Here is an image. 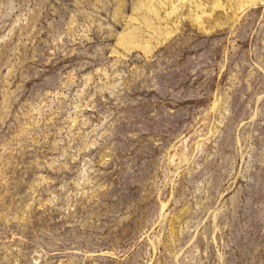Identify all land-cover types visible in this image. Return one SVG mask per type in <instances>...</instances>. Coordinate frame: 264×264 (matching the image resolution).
Returning a JSON list of instances; mask_svg holds the SVG:
<instances>
[{"label":"rangeland","instance_id":"obj_1","mask_svg":"<svg viewBox=\"0 0 264 264\" xmlns=\"http://www.w3.org/2000/svg\"><path fill=\"white\" fill-rule=\"evenodd\" d=\"M0 264H264V0H0Z\"/></svg>","mask_w":264,"mask_h":264},{"label":"water","instance_id":"obj_2","mask_svg":"<svg viewBox=\"0 0 264 264\" xmlns=\"http://www.w3.org/2000/svg\"><path fill=\"white\" fill-rule=\"evenodd\" d=\"M179 216L181 217V219H184L186 217V214L185 213H182Z\"/></svg>","mask_w":264,"mask_h":264},{"label":"bare ground","instance_id":"obj_3","mask_svg":"<svg viewBox=\"0 0 264 264\" xmlns=\"http://www.w3.org/2000/svg\"><path fill=\"white\" fill-rule=\"evenodd\" d=\"M177 219L179 220V219H181V217L179 216Z\"/></svg>","mask_w":264,"mask_h":264}]
</instances>
